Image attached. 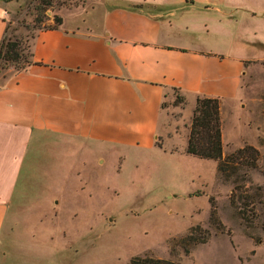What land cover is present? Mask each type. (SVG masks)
I'll list each match as a JSON object with an SVG mask.
<instances>
[{"label": "rangeland", "instance_id": "rangeland-1", "mask_svg": "<svg viewBox=\"0 0 264 264\" xmlns=\"http://www.w3.org/2000/svg\"><path fill=\"white\" fill-rule=\"evenodd\" d=\"M40 3L19 0L9 7L0 81L27 64L33 35L56 26V15L100 21L107 6L106 0H52L43 10ZM11 40L20 43L18 62L3 57ZM192 108L178 88L167 89L157 140L167 153L181 151ZM223 129L225 157L245 145L260 152L257 168L242 181V208L231 203L236 175L229 181L219 177L217 160L133 150L124 158L118 150L67 155L60 151L61 138L44 136L42 148L29 151L15 188L0 238V264H127L135 256L180 264H264V57L246 61ZM212 198L223 229L210 222ZM197 224L210 232L205 242L185 239ZM204 234L195 232L201 240Z\"/></svg>", "mask_w": 264, "mask_h": 264}, {"label": "crops", "instance_id": "crops-1", "mask_svg": "<svg viewBox=\"0 0 264 264\" xmlns=\"http://www.w3.org/2000/svg\"><path fill=\"white\" fill-rule=\"evenodd\" d=\"M18 1L0 0V45ZM106 2L100 21L61 12L57 26L39 28L31 60L0 81V238L25 160L44 136L61 138L67 155L186 156L188 137L181 151L157 144L167 89L192 110L199 95L219 97L225 128L246 61L264 57V0Z\"/></svg>", "mask_w": 264, "mask_h": 264}, {"label": "trees", "instance_id": "trees-1", "mask_svg": "<svg viewBox=\"0 0 264 264\" xmlns=\"http://www.w3.org/2000/svg\"><path fill=\"white\" fill-rule=\"evenodd\" d=\"M51 4L52 0H41L39 9L41 8L46 10ZM55 17L58 24L62 22V16L56 15ZM4 39L5 36L0 45V58L2 56ZM21 55L20 43L16 40L9 41L7 43V49L3 57L7 61L18 62L21 59ZM24 66L25 65L19 68ZM186 153L202 159L217 160V171L220 175L219 177H222L225 181L231 180L230 177L236 175V177L232 179L235 189L231 194V203L237 208H242L247 205L246 197L243 194V192L246 190V184H243L242 181H245V177L247 176V171L249 169L257 168L258 161L260 159V152L258 148L253 145H245L243 147L237 148L232 154L225 157L223 146V124L221 118V99L219 97H211V95H199L197 98L189 128ZM240 171H244V174H242L241 178L239 179L238 175ZM210 203V222L215 225L216 228L223 229V223L217 216V206L215 199H210ZM198 230L205 233L202 240L195 235V232ZM209 236V230L203 229L200 224H197L192 226L185 239H188L193 243L198 241L205 242ZM127 264L180 263L160 257L135 256Z\"/></svg>", "mask_w": 264, "mask_h": 264}]
</instances>
